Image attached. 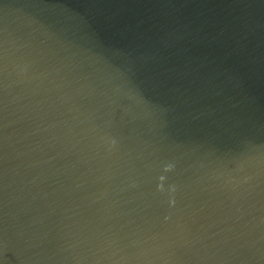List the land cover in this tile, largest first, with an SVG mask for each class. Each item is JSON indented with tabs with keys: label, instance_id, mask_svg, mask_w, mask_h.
<instances>
[{
	"label": "water",
	"instance_id": "95a60500",
	"mask_svg": "<svg viewBox=\"0 0 264 264\" xmlns=\"http://www.w3.org/2000/svg\"><path fill=\"white\" fill-rule=\"evenodd\" d=\"M0 264H264V0H0Z\"/></svg>",
	"mask_w": 264,
	"mask_h": 264
}]
</instances>
